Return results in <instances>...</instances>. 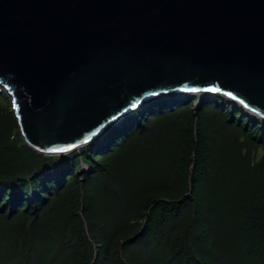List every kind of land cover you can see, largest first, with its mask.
Instances as JSON below:
<instances>
[{
	"label": "trees",
	"instance_id": "1",
	"mask_svg": "<svg viewBox=\"0 0 264 264\" xmlns=\"http://www.w3.org/2000/svg\"><path fill=\"white\" fill-rule=\"evenodd\" d=\"M190 94L58 156L29 148L0 105V263L264 264V120L220 95L169 107ZM13 237L33 244L15 256Z\"/></svg>",
	"mask_w": 264,
	"mask_h": 264
},
{
	"label": "water",
	"instance_id": "2",
	"mask_svg": "<svg viewBox=\"0 0 264 264\" xmlns=\"http://www.w3.org/2000/svg\"><path fill=\"white\" fill-rule=\"evenodd\" d=\"M1 87L44 155L165 94L222 95L264 120V0H0Z\"/></svg>",
	"mask_w": 264,
	"mask_h": 264
},
{
	"label": "rangeland",
	"instance_id": "3",
	"mask_svg": "<svg viewBox=\"0 0 264 264\" xmlns=\"http://www.w3.org/2000/svg\"><path fill=\"white\" fill-rule=\"evenodd\" d=\"M0 95L1 94H4L3 93V89H2V87L0 88ZM188 94V93H187ZM204 95L205 96H207V94H199V93H193V95L192 94H190V96H188V98H187V100H185V101H174V99H173V97H171L170 99H168V101H170V103L172 104V105H170L169 107H171V108H173V107H177V106H179V107H183V106H185V108L187 109V110H190L191 112H193L194 114H196L197 112H199V111H196L197 110V107H200V104H199V102H197V101H195V98H196V96H201L200 98H203L204 97ZM5 96V99H0V105H2V104H4L3 106L4 107H6V109H9L8 111L9 112H11V105H10V102H9V99L6 97V95H4ZM187 96V95H186ZM215 96V95H214ZM221 97H224V98H226L225 96H222V95H220ZM227 99V98H226ZM152 102V101H151ZM151 102H148V103H151ZM176 102H177V104H176ZM180 104H179V103ZM148 103H146L144 106H147L148 105ZM173 103H175V104H173ZM174 105V106H173ZM173 106V107H172ZM143 107V106H142ZM139 110V109H138ZM137 112V109H136V111L135 112H131V113H133L134 115H135V113ZM12 113V115H14V113L13 112H11ZM130 113V114H131ZM127 115V116H132L133 114H131V115ZM250 114V113H249ZM133 115V116H134ZM139 115H141L139 112L138 113H136V115H135V118H134V120H136L138 117H139ZM127 116H125V117H123V118H121L118 122H116V123H114L112 126L113 127H115L116 126V124H120L123 120H125L126 118H128ZM132 116V117H133ZM152 117H155L154 115L153 116H150L149 118H152ZM131 118V117H130ZM129 119H127L126 120V122L128 121ZM166 121H168V122H175V121H177V119H173L172 121H169V120H166ZM118 124V125H119ZM124 124H125V122H124ZM134 124H136V123H134ZM161 125H163V122L161 123ZM112 126H110V128L112 129L113 127ZM117 127V126H116ZM109 128V129H110ZM107 134V132L105 133V135ZM105 135H104V137H105ZM17 137H18V135H14V136H12L11 137V139H13L14 138V140L15 139H17ZM103 137V138H104ZM102 137H99L98 138V142H102V141H106V139L104 138L103 139ZM108 139V138H107ZM82 147H85V146H82ZM82 147H80V149L82 148ZM79 151V150H78ZM73 152H75V150L73 151ZM264 154V150L262 149V148H260L259 150H258V152H257V155H256V158L258 159V158H260L261 157V155H263ZM53 156H56V155H53ZM58 156V155H57ZM81 165L83 166V170H85L86 169V167H87V165L85 164V163H81ZM82 170V171H83ZM0 231H1V229H0ZM30 244H33V241H29V239L27 240V241H25V240H23V239H19V238H15V237H13L12 238V240L11 241H9L8 242V245L9 246H11V248L10 249H13V254L15 255V256H17L19 253H21L25 248H26V246L27 245H30ZM0 245H2V243H1V241H0ZM3 250H5V249H2V247L0 246V259L3 261L5 258H6V254L4 253V251ZM156 254H157V251H156ZM161 258H162V256H161ZM170 258H172L171 257V255H169V256H167V257H165V261H167V260H169ZM123 259V258H122ZM90 260V262L92 263V260H93V255L91 254V256H90V259H88V261ZM45 261L46 262H48V259H47V257H45ZM123 261H125L124 259H123ZM119 262H121L120 260H119ZM58 263H59V261H58ZM122 263V262H121ZM126 263V262H125ZM0 264H2V263H0ZM13 264H24L23 262H20L19 260H17V261H15ZM123 264V263H122ZM170 264H173V261L170 263Z\"/></svg>",
	"mask_w": 264,
	"mask_h": 264
},
{
	"label": "snow or ice",
	"instance_id": "4",
	"mask_svg": "<svg viewBox=\"0 0 264 264\" xmlns=\"http://www.w3.org/2000/svg\"><path fill=\"white\" fill-rule=\"evenodd\" d=\"M214 91H218V89H214ZM133 107H135V105H133ZM52 151H66V149H53Z\"/></svg>",
	"mask_w": 264,
	"mask_h": 264
},
{
	"label": "bare ground",
	"instance_id": "5",
	"mask_svg": "<svg viewBox=\"0 0 264 264\" xmlns=\"http://www.w3.org/2000/svg\"><path fill=\"white\" fill-rule=\"evenodd\" d=\"M186 94H187V93H186ZM204 96H205V95H204ZM112 127H113V126H112ZM78 150H80V147H78V148L75 149V151H78Z\"/></svg>",
	"mask_w": 264,
	"mask_h": 264
}]
</instances>
